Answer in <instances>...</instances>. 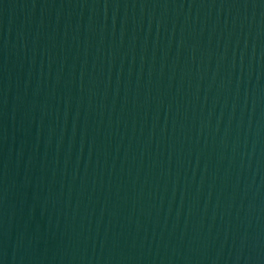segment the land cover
I'll use <instances>...</instances> for the list:
<instances>
[{"label": "water", "instance_id": "obj_1", "mask_svg": "<svg viewBox=\"0 0 264 264\" xmlns=\"http://www.w3.org/2000/svg\"><path fill=\"white\" fill-rule=\"evenodd\" d=\"M0 264H264V0H0Z\"/></svg>", "mask_w": 264, "mask_h": 264}]
</instances>
